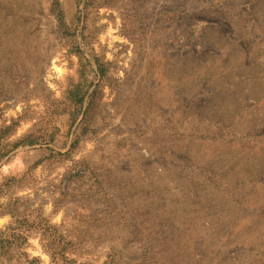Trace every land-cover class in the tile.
Instances as JSON below:
<instances>
[{"label":"rangeland","instance_id":"obj_1","mask_svg":"<svg viewBox=\"0 0 264 264\" xmlns=\"http://www.w3.org/2000/svg\"><path fill=\"white\" fill-rule=\"evenodd\" d=\"M5 152L0 264H264V0H0Z\"/></svg>","mask_w":264,"mask_h":264},{"label":"trees","instance_id":"obj_2","mask_svg":"<svg viewBox=\"0 0 264 264\" xmlns=\"http://www.w3.org/2000/svg\"><path fill=\"white\" fill-rule=\"evenodd\" d=\"M14 146H15V145H14ZM6 154H7V152H5V153H1V154H0V161H1V159H2L3 157L6 156Z\"/></svg>","mask_w":264,"mask_h":264}]
</instances>
